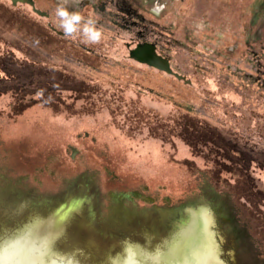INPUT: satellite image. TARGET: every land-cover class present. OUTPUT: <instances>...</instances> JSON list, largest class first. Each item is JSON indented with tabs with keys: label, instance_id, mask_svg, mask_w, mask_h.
Segmentation results:
<instances>
[{
	"label": "rangeland",
	"instance_id": "obj_1",
	"mask_svg": "<svg viewBox=\"0 0 264 264\" xmlns=\"http://www.w3.org/2000/svg\"><path fill=\"white\" fill-rule=\"evenodd\" d=\"M36 1L49 19L0 0V244L58 217L55 251L113 264L207 208L224 264H264V0H129L127 24L79 0L95 45ZM145 42L191 84L131 59Z\"/></svg>",
	"mask_w": 264,
	"mask_h": 264
},
{
	"label": "bare ground",
	"instance_id": "obj_2",
	"mask_svg": "<svg viewBox=\"0 0 264 264\" xmlns=\"http://www.w3.org/2000/svg\"><path fill=\"white\" fill-rule=\"evenodd\" d=\"M214 224L209 209L193 211L186 225L156 252L129 246L124 259L113 264H224L218 255ZM61 226L60 218L54 217L45 224L27 226L20 235L1 243L5 264H80L55 251L54 241Z\"/></svg>",
	"mask_w": 264,
	"mask_h": 264
},
{
	"label": "clouds",
	"instance_id": "obj_3",
	"mask_svg": "<svg viewBox=\"0 0 264 264\" xmlns=\"http://www.w3.org/2000/svg\"><path fill=\"white\" fill-rule=\"evenodd\" d=\"M79 0H57L55 17L57 27L62 30L65 38L82 37V43L99 44L102 40V30L96 27L95 20L85 17L79 11H70V5L78 4Z\"/></svg>",
	"mask_w": 264,
	"mask_h": 264
},
{
	"label": "water",
	"instance_id": "obj_4",
	"mask_svg": "<svg viewBox=\"0 0 264 264\" xmlns=\"http://www.w3.org/2000/svg\"><path fill=\"white\" fill-rule=\"evenodd\" d=\"M11 1L14 6L18 4L28 5L32 8L33 12L41 17H47V13L39 10L36 7L35 0H8ZM54 30V29H53ZM130 58L140 64L147 65L150 68H154L167 75L175 77L179 81H184L186 84H191L190 80H187L185 76L175 72L171 62L168 58L162 56L158 52V48L153 43H140L135 48L130 50Z\"/></svg>",
	"mask_w": 264,
	"mask_h": 264
},
{
	"label": "flooded vegetation",
	"instance_id": "obj_5",
	"mask_svg": "<svg viewBox=\"0 0 264 264\" xmlns=\"http://www.w3.org/2000/svg\"><path fill=\"white\" fill-rule=\"evenodd\" d=\"M99 1H100V5L98 7V12L100 14H102V15L107 12L106 10H107V6L108 5H112V6H114L116 8L118 17H121V19L124 22L128 21V19L131 18V17H134V16L138 17V15H139L137 12H134L133 9L129 7V4H128L129 0H99ZM36 2L37 1L35 0V3ZM45 13H47V15H48L45 18L49 19L51 17V14L49 12H45ZM126 24H127V22H126ZM51 28L56 30L52 26H51ZM58 33L63 35L62 32L58 31ZM138 44H140V43H138ZM127 47L130 48L129 49V53H130L131 44L130 43L127 44Z\"/></svg>",
	"mask_w": 264,
	"mask_h": 264
},
{
	"label": "snow or ice",
	"instance_id": "obj_6",
	"mask_svg": "<svg viewBox=\"0 0 264 264\" xmlns=\"http://www.w3.org/2000/svg\"><path fill=\"white\" fill-rule=\"evenodd\" d=\"M0 264H5L4 257L2 255V249H0Z\"/></svg>",
	"mask_w": 264,
	"mask_h": 264
},
{
	"label": "crops",
	"instance_id": "obj_7",
	"mask_svg": "<svg viewBox=\"0 0 264 264\" xmlns=\"http://www.w3.org/2000/svg\"><path fill=\"white\" fill-rule=\"evenodd\" d=\"M255 2H256V0H255ZM261 3V2H260Z\"/></svg>",
	"mask_w": 264,
	"mask_h": 264
}]
</instances>
